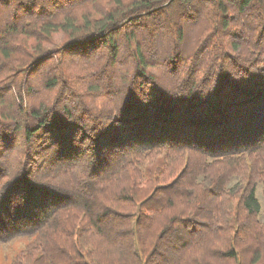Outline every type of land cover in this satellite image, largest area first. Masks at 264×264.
<instances>
[{"label": "trees", "instance_id": "obj_1", "mask_svg": "<svg viewBox=\"0 0 264 264\" xmlns=\"http://www.w3.org/2000/svg\"><path fill=\"white\" fill-rule=\"evenodd\" d=\"M258 185L264 0H0L9 264H264Z\"/></svg>", "mask_w": 264, "mask_h": 264}, {"label": "rangeland", "instance_id": "obj_2", "mask_svg": "<svg viewBox=\"0 0 264 264\" xmlns=\"http://www.w3.org/2000/svg\"><path fill=\"white\" fill-rule=\"evenodd\" d=\"M232 183L233 181H231V184ZM256 196L261 205L258 218L260 221H264V197L261 185H258L257 187ZM28 241L29 239L23 236L7 242L0 243V264H9L14 254L18 250L22 249Z\"/></svg>", "mask_w": 264, "mask_h": 264}]
</instances>
